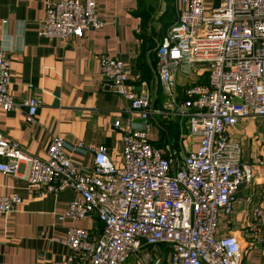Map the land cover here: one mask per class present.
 <instances>
[{
	"label": "built area",
	"instance_id": "1",
	"mask_svg": "<svg viewBox=\"0 0 264 264\" xmlns=\"http://www.w3.org/2000/svg\"><path fill=\"white\" fill-rule=\"evenodd\" d=\"M45 1L37 23V34L45 38H81L102 24L95 0ZM181 4L156 45L154 63L158 93L174 116L150 117L162 111L150 109L145 90L127 87L122 62L97 55L100 85L138 117V125L127 123L122 134L118 161L109 158L104 146L77 145L75 150L90 156L85 169L66 155L59 137L51 139L45 158L38 159L0 134V174L15 177L21 166L34 199L70 190L74 199L56 219L75 223L93 218L101 225L96 234L68 227L53 239L65 249L63 260L45 264H122L143 247L164 245L167 264H240L236 237L216 238L215 230L218 216L230 214L237 190L252 180L239 144L226 131L251 118L264 143V0ZM8 68L9 59L0 50V110L21 107L23 121L30 124L39 103L34 98L12 101ZM193 74H205V83L184 88L176 105V75ZM155 118H175L179 128L185 126L187 136L198 137L194 151L185 153L167 142L153 145L150 120ZM253 163L264 168V160ZM259 199L251 213L255 245L264 253V194ZM19 204L15 195L0 196V216Z\"/></svg>",
	"mask_w": 264,
	"mask_h": 264
},
{
	"label": "crops",
	"instance_id": "2",
	"mask_svg": "<svg viewBox=\"0 0 264 264\" xmlns=\"http://www.w3.org/2000/svg\"><path fill=\"white\" fill-rule=\"evenodd\" d=\"M215 1L203 3L208 6ZM45 3V0H0V50L9 59L8 94L14 103L25 98H34L39 103L30 124L23 121L21 107L8 112L0 110V134L21 153L38 159L45 158L51 139L59 137L65 144L66 155L85 169L90 167V156L75 150L77 145L104 146L109 158L118 161L122 134L127 123L138 125V117L128 112L125 101L100 85L97 55L103 53L122 62L128 88L145 90L149 100L154 95L150 106L162 112L150 117L174 116L155 82V46L173 22L170 12L176 13L182 6L181 0H95V14L102 24L83 32L81 38L66 41L37 34ZM140 5L153 9L152 19L143 29ZM200 79L195 74L176 75V105L182 101L184 88L205 83H200ZM114 121H118L117 128L113 127ZM150 121L153 127L150 137L156 138L153 145L160 147L167 142L176 150L194 151L198 137L187 136L185 126L179 128L175 118ZM171 127L177 136L170 134ZM226 132L239 144L241 161L250 165L252 180L247 187L237 190L230 214L218 216L215 237H236L242 251L240 264H264V253L255 245L251 213L264 194V168L253 163L264 160L258 122L245 118ZM180 135L184 140H179ZM17 172L15 177L0 174V196L15 195L20 200L13 211L0 216V264L62 261L65 249L53 239L61 238L68 227L83 228L93 234L100 232L101 225L97 226L93 218L75 223L56 219L74 199L70 190L34 199L33 191L25 186L24 169L19 166ZM167 255L165 245L147 246L122 264H167Z\"/></svg>",
	"mask_w": 264,
	"mask_h": 264
},
{
	"label": "trees",
	"instance_id": "3",
	"mask_svg": "<svg viewBox=\"0 0 264 264\" xmlns=\"http://www.w3.org/2000/svg\"><path fill=\"white\" fill-rule=\"evenodd\" d=\"M140 12H139V15L141 16V29H143V27L145 26V24L147 22H149L151 19H152V13H153V9H151V7L149 5H140ZM170 134L172 136H177V133H176V130L174 129V127H171L170 129ZM162 141L165 140V137L163 136L162 138ZM160 139V141H161Z\"/></svg>",
	"mask_w": 264,
	"mask_h": 264
},
{
	"label": "rangeland",
	"instance_id": "4",
	"mask_svg": "<svg viewBox=\"0 0 264 264\" xmlns=\"http://www.w3.org/2000/svg\"><path fill=\"white\" fill-rule=\"evenodd\" d=\"M214 4H216V1H215ZM209 5H211V4H209ZM165 10H166V12H168L167 9H165ZM164 12H165V11H164ZM170 15H171V17H172V19H171V18H170V19L174 21L176 15H175L173 12H170ZM200 78H201V79L199 80L200 83L204 82V81H205V74H202V75L200 76ZM150 134L152 135V133H150ZM153 137H154V136H153ZM153 137H150V142H151V143H154V142L156 141V138H155V137L153 138ZM97 226H99V223H97Z\"/></svg>",
	"mask_w": 264,
	"mask_h": 264
},
{
	"label": "water",
	"instance_id": "5",
	"mask_svg": "<svg viewBox=\"0 0 264 264\" xmlns=\"http://www.w3.org/2000/svg\"><path fill=\"white\" fill-rule=\"evenodd\" d=\"M161 7H162V9H163V3H161ZM155 17H157V15L155 16ZM157 46H155V48H156ZM157 85V84H156ZM153 98H154V95L151 97V104H152V102H153ZM150 109H152V105L150 106Z\"/></svg>",
	"mask_w": 264,
	"mask_h": 264
}]
</instances>
